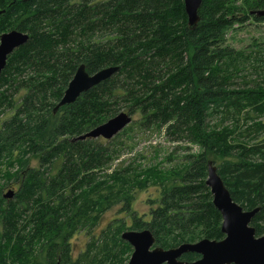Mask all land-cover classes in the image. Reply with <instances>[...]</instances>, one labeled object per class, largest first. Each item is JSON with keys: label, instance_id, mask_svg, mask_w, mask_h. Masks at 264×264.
I'll return each mask as SVG.
<instances>
[{"label": "trees", "instance_id": "1", "mask_svg": "<svg viewBox=\"0 0 264 264\" xmlns=\"http://www.w3.org/2000/svg\"><path fill=\"white\" fill-rule=\"evenodd\" d=\"M6 1L0 35L18 30L30 40L0 79V171L12 166L8 179L20 183L14 208L0 190V264H117L126 231L149 230L164 249L219 241L222 217L206 186L208 163L219 160L233 201L260 209L252 226L264 235V39L241 50L226 45L233 24L264 23L250 14L264 0H246L250 10L241 12L231 0H203L193 31L184 0ZM81 65L90 75L119 72L54 113ZM123 110L140 117L141 129L199 154L144 176L136 160L124 161L110 175L116 151L99 146L103 139L72 140ZM147 192L151 209L140 215L134 202ZM118 206L124 218L96 233ZM80 233L90 240L74 257Z\"/></svg>", "mask_w": 264, "mask_h": 264}, {"label": "water", "instance_id": "2", "mask_svg": "<svg viewBox=\"0 0 264 264\" xmlns=\"http://www.w3.org/2000/svg\"><path fill=\"white\" fill-rule=\"evenodd\" d=\"M32 1L34 0H22L23 3ZM202 4L203 0H184L188 27L192 31L198 28L199 11ZM250 14L264 17V10L254 11ZM29 39V35L19 31H11L0 36V78L6 68L9 56L26 45ZM117 72H119V68L110 67L90 75L86 71V67L81 65L69 83L62 100L55 107L54 113L65 106L76 103L83 94L111 79ZM132 122V116L122 112L72 141L78 142L87 139L110 141ZM207 174L206 186L210 189L215 209L222 217L221 232L225 235V239L221 242L202 240L196 244L186 243L168 251L161 248L152 251L155 246V238L150 231H126L121 238L134 250L128 264H189L178 261L183 255L189 253L199 254L203 258L192 264H264V236L257 238L255 228L250 226L260 209L245 211L235 203L213 162L208 163ZM3 197L6 200L14 199V190L10 189Z\"/></svg>", "mask_w": 264, "mask_h": 264}, {"label": "rangeland", "instance_id": "3", "mask_svg": "<svg viewBox=\"0 0 264 264\" xmlns=\"http://www.w3.org/2000/svg\"><path fill=\"white\" fill-rule=\"evenodd\" d=\"M251 1L253 0H248L247 2L250 3ZM230 5H233L235 8H237L238 12H241L240 9L250 10L249 5L246 4V0H231ZM1 10L4 9L0 8V11ZM246 12L248 11H243V13ZM14 17V19H16L17 16ZM8 22L11 23V19ZM263 39L264 23L256 24L252 21L245 24L237 23L233 24L231 30L227 33L226 45L236 50H241L248 47L249 45H252L255 42H260ZM20 94L23 95L24 93ZM17 96H19V94ZM1 107L2 111L5 112V115L12 113V111L8 109L7 104H1ZM121 112L126 113L127 111H119V113ZM139 120V116H133V123L126 128V133L121 134V132L110 141L103 139L97 142L99 146L111 149L110 151H116L112 159L113 162L110 164L111 171L108 172L110 175L112 174V170L115 167H118L124 161H128V164H130V161L136 160L135 166H141L142 170L139 171V174L144 176V171H147V169L150 167H156L160 165L159 167H161V169L166 170L170 167L180 164L190 155L199 154V149L193 145L175 144L170 142L165 136L164 132L154 129L151 131H146L143 128L141 129L138 124H135L139 122ZM130 128H132V130H130ZM36 159L37 158L31 159L30 167L32 169H39V162ZM210 161H212V159ZM214 165L218 167L220 165V160L215 162ZM5 167L7 169L3 168L4 172H2V170L0 171V190L2 196H4V194H6L10 189L17 192L20 186L19 181L8 179L10 175L15 171V169H13L12 166L8 167V164H6ZM159 167L156 169L159 170ZM99 176H101V174H99ZM152 191L154 190H150L149 192ZM149 192L137 194L136 201L134 202V209L140 215L148 213L151 209L149 202V199L151 198L149 194L151 193ZM16 202L17 200L15 199L12 201L13 205L11 208H14L15 205H17ZM124 208L125 206H118L115 209L104 213L105 215L103 214L104 217L100 221L99 227L96 229V233H99L103 229L109 227L114 220L123 219L124 215L126 214L124 212L121 213L120 211ZM122 233L120 234L119 239L121 238ZM109 238L115 239L116 234L111 231L109 233ZM89 240L90 237L86 233H80L74 237V239L72 240L74 257H77L81 252H85L87 250L86 247L89 243ZM122 242L123 244H121V251L118 255L119 257L117 264H128L133 252L132 249L128 248V246L126 245L127 243H125L124 241Z\"/></svg>", "mask_w": 264, "mask_h": 264}, {"label": "flooded vegetation", "instance_id": "4", "mask_svg": "<svg viewBox=\"0 0 264 264\" xmlns=\"http://www.w3.org/2000/svg\"><path fill=\"white\" fill-rule=\"evenodd\" d=\"M7 3H8V5H10V6H12L14 3H16V2H22V0H7L6 1ZM9 6V7H10ZM5 11L6 10H1L0 11V16L1 15H3L4 13H5ZM16 31V30H15ZM11 32V31H10ZM23 33V32H22ZM26 34V33H25ZM28 35V34H27ZM1 36V35H0ZM30 40V39H29ZM28 44V43H27ZM26 44V45H27ZM26 45H24V46H26ZM23 46V47H24ZM22 47H20L19 49H21ZM19 49H17L11 56H9V58H8V61H9V59L19 50ZM8 61H7V64H8ZM6 68H7V65H6ZM5 68V69H6ZM4 72V71H3ZM1 79V78H0ZM64 96V95H63ZM63 98V97H62ZM62 100V99H61ZM60 100V101H61ZM58 105V104H57ZM66 107V106H65ZM59 111V110H58ZM16 192V191H15ZM257 216V215H256ZM256 216L254 217V219L256 218ZM254 219L252 220V222H251V224H250V226L251 227H253L252 226V223H253V221H254ZM254 228V227H253ZM256 230V229H255ZM142 231H146V230H142ZM142 231H135V232H142ZM147 231H149V230H147ZM124 233V232H123ZM122 233V234H123ZM223 234V233H222ZM154 236V235H153ZM264 235H261V236H259L258 234H257V231H256V237L257 238H260V237H263ZM155 238V237H154ZM225 239V235L223 236V238L221 239V240H210V239H207V238H204V239H202V240H210V241H217V242H221V241H223ZM202 240H199V241H197V242H195V243H188V244H196V243H198V242H200V241H202ZM123 241V240H122ZM125 242V241H124ZM126 243V242H125ZM128 244V243H127ZM184 244H186V243H184ZM129 245V244H128ZM181 245H183V244H181ZM180 245V246H181ZM130 246V245H129ZM131 247V246H130ZM179 247V246H178ZM178 247H176V248H178ZM156 248H161V249H163V250H165V251H168V250H172V249H176V248H171V249H164V248H162V247H159L157 244H156V239H155V246L153 247V249H152V251L154 250V249H156ZM131 249H132V247H131ZM132 252H134V250L132 249ZM133 254V253H132ZM190 254H194V255H196V259L195 260H193V261H187V260H184L185 259V257L184 256H187V255H190ZM132 256V255H131ZM130 259H131V257H130ZM203 258H202V256L201 255H199V254H196V253H189V254H185V255H183L180 259H178V261L179 262H183V263H189V264H192V263H196V262H198V261H201ZM130 261V260H129Z\"/></svg>", "mask_w": 264, "mask_h": 264}]
</instances>
